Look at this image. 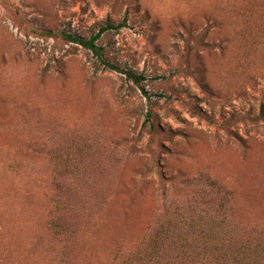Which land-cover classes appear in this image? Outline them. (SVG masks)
Returning <instances> with one entry per match:
<instances>
[{
	"label": "rangeland",
	"instance_id": "1",
	"mask_svg": "<svg viewBox=\"0 0 264 264\" xmlns=\"http://www.w3.org/2000/svg\"><path fill=\"white\" fill-rule=\"evenodd\" d=\"M106 24L118 70L61 36ZM233 224L264 264V0H0V264L192 259Z\"/></svg>",
	"mask_w": 264,
	"mask_h": 264
},
{
	"label": "trees",
	"instance_id": "2",
	"mask_svg": "<svg viewBox=\"0 0 264 264\" xmlns=\"http://www.w3.org/2000/svg\"><path fill=\"white\" fill-rule=\"evenodd\" d=\"M121 25L120 23L117 24ZM109 28H114L113 24H106L105 26L100 27L97 33L91 35L88 38H83L77 35H73L66 32H61L62 38H64L67 41L77 43L87 49H89L94 55H96L100 61L105 64L106 66L117 69V67L110 65L108 61L103 59L102 55V48L97 45V40L101 33ZM51 33V32H50ZM120 72H123L126 77L133 81L136 84H139L144 77L140 74H136L130 70H119ZM147 117H149V114H147ZM211 187L209 191L206 190H200L199 192H196V198L194 197L193 201L195 205H198V203H203L204 205H207L208 207L211 206L212 197H210L211 192L214 194L218 193L219 191L223 194L226 193V191H222V188L219 187L217 184L210 183ZM220 198L219 200H221ZM198 200L199 202H197ZM204 207V206H203ZM221 207H224L223 205ZM221 209V208H220ZM205 215H208L207 211H203ZM222 219L220 222H224L228 216L227 211L224 210L222 212H219ZM211 219H214V217H210ZM198 221H201V219H198ZM238 228L235 227V225H232V228H229L228 230H225L224 237L221 239V242L219 245L214 244V240L211 239H205V241L208 242V244H212L213 251L216 252L215 255H202L205 254L203 251L206 249L208 244H205L203 242L202 245H198L196 243L192 242L191 248L192 250L198 249L200 250V253H202L199 257L192 258V259H186L185 257H179L176 260H163V259H148L141 261L142 263L139 264H228L229 258H233L235 261V264H251L250 262V256L255 254L257 248L261 246L258 236H260V233H258L256 236L247 234H240L237 232ZM232 244V245H231ZM262 250V247L260 248V251ZM204 257H210L212 260L208 262L209 259H204ZM208 262V263H207Z\"/></svg>",
	"mask_w": 264,
	"mask_h": 264
},
{
	"label": "bare ground",
	"instance_id": "3",
	"mask_svg": "<svg viewBox=\"0 0 264 264\" xmlns=\"http://www.w3.org/2000/svg\"><path fill=\"white\" fill-rule=\"evenodd\" d=\"M256 186V185H255ZM257 189H259V188H257ZM248 190V189H247ZM260 194V193H259ZM254 195V194H253ZM257 207V206H256ZM259 209V208H258Z\"/></svg>",
	"mask_w": 264,
	"mask_h": 264
}]
</instances>
